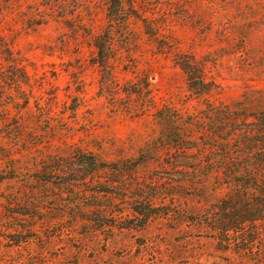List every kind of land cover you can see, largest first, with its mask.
Masks as SVG:
<instances>
[{"label": "rangeland", "instance_id": "obj_1", "mask_svg": "<svg viewBox=\"0 0 264 264\" xmlns=\"http://www.w3.org/2000/svg\"><path fill=\"white\" fill-rule=\"evenodd\" d=\"M9 1L2 0L3 6ZM11 1L14 10L0 14V35L22 58L34 97L23 108L24 95L4 90L0 80V176L12 175L1 186L0 264H245L234 251L244 244L226 251L204 224L213 205L190 191L168 187L166 192L181 193L161 195L155 212L163 216L136 227L142 220L107 216L91 207L90 199L77 205L70 187L41 191L39 182H26L36 180L35 165L50 152L67 157L83 149L111 160L133 158L157 136L154 115L163 107L201 116L206 103L190 91L174 63L177 54L204 64L208 82L217 86L211 101L252 98L264 108V0H129L126 7L138 17L115 28V86L108 90L102 89L93 35L110 25L109 0H82V16L66 22L28 0ZM7 66L0 57V72ZM3 106L9 110L8 125ZM47 107L54 128L41 118ZM24 121L40 133L49 131L53 145L16 154L8 164L2 156L12 147L36 141L31 134L27 142L11 139ZM11 165L18 169L9 170ZM138 176L149 181L181 175L153 164ZM260 246L254 245L251 256L264 264Z\"/></svg>", "mask_w": 264, "mask_h": 264}, {"label": "trees", "instance_id": "obj_2", "mask_svg": "<svg viewBox=\"0 0 264 264\" xmlns=\"http://www.w3.org/2000/svg\"><path fill=\"white\" fill-rule=\"evenodd\" d=\"M28 1L39 9L51 10L63 22L82 16V0ZM126 3L129 0H109L107 15L110 25L105 32L93 35L97 63L104 80L103 90L115 86L111 66L115 58V28L125 27L131 17H138L130 12ZM14 8L11 0L4 6L0 0V14ZM0 57L8 63L7 69L0 72L2 88L16 89L22 93L23 108L29 107L34 97L30 75L22 58L11 50L1 35ZM173 60L185 75L192 94L206 103L201 116L163 107L154 115L160 129L157 136L147 141L133 158L111 160L83 149H77L67 157L50 152L43 154L42 162L35 165L33 173L36 180H27L26 183L39 182L41 191L53 185L60 189L70 187L77 205L84 199H90L94 201L91 207L102 208L107 216L127 218L130 214L142 220L143 224L136 227H143L156 217L163 216L155 212L161 195L176 196L181 193L166 192L168 187L190 191L193 193L191 195L197 194V198L209 200L213 205L210 218L204 224L221 244L226 245L224 249L233 251V246L243 243L244 248L234 249L235 253L240 254L242 263L261 264L251 255L256 243H260V250L264 247V108L254 105L252 98L228 104L211 101L216 94L213 87L217 86L208 82L204 64L192 55L177 54ZM24 86L30 88L29 93L23 90ZM3 107L6 110L3 123L8 125L9 110ZM50 107L41 118L51 127L53 116ZM30 125L28 121L19 123L10 137L20 143L27 142V136L31 134L36 137L35 143L25 144L23 148L12 147L7 155L2 156L7 159L6 163L13 161L16 154L24 156L37 149L43 150L45 144L53 145L54 139L49 137V131L40 133ZM165 156L166 160L163 158ZM153 164L181 176H155L149 181H141L138 171ZM16 169L17 165H11L9 170ZM67 176L69 178L64 180ZM11 178L12 175L0 176V199L4 198L2 184ZM85 184L97 189H84L82 186ZM119 190L122 194L117 196L115 191ZM118 205L122 206V210H116ZM168 215L169 212L164 214Z\"/></svg>", "mask_w": 264, "mask_h": 264}]
</instances>
